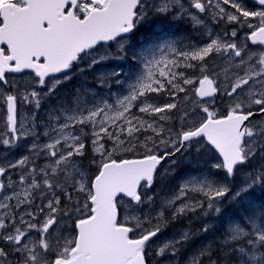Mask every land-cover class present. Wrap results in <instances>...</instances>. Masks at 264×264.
I'll use <instances>...</instances> for the list:
<instances>
[{
    "label": "snow or ice",
    "instance_id": "1",
    "mask_svg": "<svg viewBox=\"0 0 264 264\" xmlns=\"http://www.w3.org/2000/svg\"><path fill=\"white\" fill-rule=\"evenodd\" d=\"M254 4L0 0V264H152L192 239L153 248L190 216L208 218L204 233L226 223L187 264H264V0ZM176 22L209 42L172 38ZM82 65L95 86L61 94ZM178 156L197 167L161 195Z\"/></svg>",
    "mask_w": 264,
    "mask_h": 264
},
{
    "label": "trees",
    "instance_id": "2",
    "mask_svg": "<svg viewBox=\"0 0 264 264\" xmlns=\"http://www.w3.org/2000/svg\"><path fill=\"white\" fill-rule=\"evenodd\" d=\"M143 40H145V42H147V39H148V36H143L142 37ZM138 45L142 44L140 43L139 41L137 42ZM209 65V64H208ZM76 80L77 78L73 77L72 80L70 81H67L65 82V84L61 87L60 89V93L63 94V95H67L69 93L72 92L73 89L75 88H79V84L76 83ZM219 106L221 107V112L224 110L225 108V104L224 102H219ZM178 160H177V173L178 175H174L173 177H169L161 182H158L154 185V189L156 190L157 193L161 194V195H166L168 194L172 189H174V187L179 183L181 177L185 174V168L187 167L186 166V160L183 158V157H177ZM85 164H89V160L88 158H86L84 160ZM251 169V168H250ZM252 170V169H251ZM239 212V213H238ZM242 211L240 210H234L231 209L228 213V217L229 218H235L233 217L232 215H234V213L237 214L236 218H238L240 215H243V213L241 214ZM199 218L196 217V216H190V217H185L183 218L182 221H177V222H173L172 224L169 225L168 228H172V226H179L180 228L182 227H188L189 226V222H198ZM225 223L226 221H223L221 220V227L225 228ZM194 225H197V223H195ZM201 228L198 229V232H201L199 231ZM214 235H217V238H218V242L221 243L222 242V237H223V230H219L217 231L216 229H213L212 231L208 232V233H204V232H201V241L205 240L207 241L209 238L208 237H212ZM210 245L213 246V247H216V240L214 239H211L210 240ZM187 247V246H186ZM194 250H196V247H191V250H188V248H186L185 250H181L180 251V257H181V260H183L184 258L188 261L189 258L193 255L192 252ZM184 251H187V254H183ZM195 253V252H194ZM220 254H217L214 258H219ZM205 264H208L207 261H205Z\"/></svg>",
    "mask_w": 264,
    "mask_h": 264
},
{
    "label": "rangeland",
    "instance_id": "3",
    "mask_svg": "<svg viewBox=\"0 0 264 264\" xmlns=\"http://www.w3.org/2000/svg\"><path fill=\"white\" fill-rule=\"evenodd\" d=\"M185 45H187V43H184ZM114 46V45H113ZM113 46H112V48H113ZM113 49H115V46H114V48ZM221 63V60H220V58L218 59V63H216V64H220ZM86 72V73H85ZM85 72H84V75H83V78H81L80 76H77V77H80L79 79L83 82V80H87V75H90V76H92L93 77V75H92V73L89 71V70H87V68L85 67ZM88 81V80H87ZM88 83L90 84V85H92V86H95V81H94V78H93V80H89L88 81ZM193 86L194 85H192V86H189V90L190 89H193ZM0 90H5V88H3V87H1V85H0ZM118 89H116V88H113L112 89V91L113 92H115V91H117ZM6 91V90H5ZM108 90H103V92L101 93V94H105L106 92H107ZM219 97V99H217ZM218 97H216V107L221 111V107L219 106V102H224V104H225V101H224V99L219 95ZM2 104H3V100H2V98H0V131H2L3 130V127H4V122H3V116H4V112H3V108H2ZM45 109H46V106H44V107H42V109H41V111H40V113H39V117H40V119H45L46 117L44 116V111H45ZM28 109L27 108H21L20 109V112H21V114L22 115H24V114H26V113H28ZM21 152L22 151H25L24 149H21L20 150ZM4 154V149L2 148V147H0V156H2ZM19 153L18 152H16V150H13V153H10L9 154V159H15L16 158V156L18 155ZM195 157H193V159H194ZM89 159H91V156H89L88 157V160ZM186 162L188 163V161L186 160ZM255 163V162H254ZM84 164H85V162H84ZM189 164V163H188ZM86 166H88L87 164H85ZM192 166V165H191ZM196 169V168H195ZM93 171H94V168L92 169ZM246 171H251L250 169H246ZM189 173H185L182 177H184V176H186V175H188ZM181 177V178H182ZM207 219L208 218H199L197 221L198 222H194V223H199V224H201V226H202V224L203 223H205L206 221H207ZM214 224H215V227L214 228H212V229H210L209 230V232L210 231H212L213 229H216L217 231H218V225H217V222L216 221H214L213 222ZM189 225H191V224H193V222H189L188 223ZM180 231H191L192 232V239L189 241V242H191V243H193L194 241H195V238H193L194 237V231L191 229V228H187V229H180V228H178V229H175V228H166L165 230H164V232H162V235L155 241V243L153 244V248H156V247H158V246H160V245H162V243L164 242V241H166V240H169V239H172L173 237H175V236H177V234L180 232ZM208 233V232H207ZM215 236V235H214ZM217 236V235H216ZM215 236V237H216ZM223 238V237H222ZM223 240V239H222ZM199 242H201V247H203V246H207V245H210L209 244V240H207V241H205V240H203V241H199ZM196 247V246H195ZM186 249V244L185 245H183L182 247H181V249H180V251L181 250H185ZM193 251V250H192ZM197 251V248H196V250H194L193 252H192V254H194V252H196ZM183 254H187V252L186 251H184L183 252ZM187 262L188 261H186V259H184V260H180L179 258H177V257H172V256H170V255H166L165 257H159V256H157V257H154V259H153V261H152V264H187Z\"/></svg>",
    "mask_w": 264,
    "mask_h": 264
},
{
    "label": "flooded vegetation",
    "instance_id": "4",
    "mask_svg": "<svg viewBox=\"0 0 264 264\" xmlns=\"http://www.w3.org/2000/svg\"><path fill=\"white\" fill-rule=\"evenodd\" d=\"M247 3L250 7H254L255 4L252 1L247 0ZM173 26L176 27V30L179 32H182L184 36H186L187 38L185 39V42L188 44L189 42L192 43H206L209 42V37H207L206 35H201V34H197L193 28H191L190 26H188L187 24L184 23H180V22H176L171 26V29H167V32H169L170 34H172V30H173ZM211 29L214 33H219L222 32L224 30H228L227 26L225 24H221L219 27H216L215 25H211ZM172 37V36H171ZM215 58L213 57L211 58V60L208 62V67L212 68L214 62H215ZM187 74L189 76H195L198 75V71H192V70H188Z\"/></svg>",
    "mask_w": 264,
    "mask_h": 264
},
{
    "label": "bare ground",
    "instance_id": "5",
    "mask_svg": "<svg viewBox=\"0 0 264 264\" xmlns=\"http://www.w3.org/2000/svg\"><path fill=\"white\" fill-rule=\"evenodd\" d=\"M238 213H239V212H238ZM241 214H242V212H241ZM232 216L236 218L237 214L234 213V215H232ZM215 236H216V235H215ZM215 236L208 237V238H209L208 240H209V241H210L211 239L216 240V245L218 246L220 243L217 241V240H218L217 236H216V237H215ZM209 244H210V242H209Z\"/></svg>",
    "mask_w": 264,
    "mask_h": 264
}]
</instances>
